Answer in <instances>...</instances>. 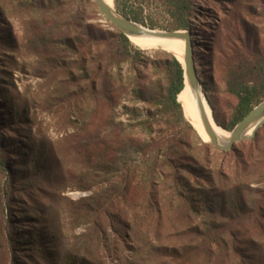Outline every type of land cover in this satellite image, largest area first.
<instances>
[{
	"label": "rangeland",
	"instance_id": "374dc122",
	"mask_svg": "<svg viewBox=\"0 0 264 264\" xmlns=\"http://www.w3.org/2000/svg\"><path fill=\"white\" fill-rule=\"evenodd\" d=\"M26 1L0 0V188L8 174L1 165L23 170L22 166L33 155L31 151L26 159L20 146V149H10L11 144H24L26 139L31 140L38 162L34 171L28 166L30 179L27 183L13 179L17 183L8 185L9 196L3 195V204L0 199V264H60L61 256L69 249L80 250L95 264L163 263L166 260V264H179L174 259L165 258L169 254L167 248L195 243L187 228L200 220L176 203L163 202L159 211L156 203L162 201L161 195H150L140 180L131 183L122 197L124 199H118L111 206V214H116L113 225L101 211L93 214L88 211L91 207L86 200L96 194L98 185H102L99 183L90 189L91 183H87L81 172L82 168H87L92 154L96 118L89 107L81 104L80 94L74 85L78 82V86L88 87L83 86L79 79H60L62 71L55 73L51 69L52 62L47 53L52 47H46L41 38L53 32L54 20L43 11L26 6ZM131 2L150 6L144 16L151 19L155 27L144 26L146 29L172 32L166 14L156 4L157 0ZM194 2L198 10L190 25L193 64L213 120L216 118L219 123L228 125L237 99L226 90L227 71L237 66L246 54L241 44L247 39L242 20L256 28L260 47L264 50V16H261L259 0ZM248 4L250 8L246 7ZM57 5L62 37L72 35L67 31L74 29V23L80 17L76 20L70 17L75 11L79 13L80 7L84 19L110 29V24L99 14L93 0H88V3L60 0ZM111 7L116 11L114 0ZM59 46L58 50L61 49ZM145 51L146 55H152L166 50L153 48ZM70 67L77 72L73 65ZM128 100L127 97L121 100L117 109L119 113L124 112L123 106L128 105ZM140 107L145 110L143 105ZM21 110L26 113H21ZM103 112H107L106 107ZM154 118L161 121V126L155 127L148 135L150 138L175 136L180 152L187 150L186 146L191 142L200 160L230 184L244 180L246 172L240 160L257 158L258 148L262 146L261 141L256 144L249 139L235 144L233 150L222 151L212 146L209 138L204 140L185 115L182 120L172 112L161 111ZM119 120L126 122L127 116L121 115ZM137 131L142 138L145 137ZM261 168V165L253 168L256 173L251 184V188H261L260 194H254L257 204L264 201V179L258 183ZM40 170L42 177L34 180ZM32 181L38 192L33 189ZM239 216L243 217L229 221L227 225L240 230L241 236L236 240L240 254L230 255L228 259L223 255L205 258L201 254L184 263L264 264V226L259 224L262 220L251 211ZM37 220L39 225L35 227V233L39 231L40 235L37 238L39 253L34 250L36 248L28 249L26 242L28 232ZM119 220L130 224L134 235L130 234L128 238L126 226L117 223ZM11 236L20 258L12 246L7 245L12 244ZM140 253L142 256L138 258ZM42 254L44 259L40 260L39 255Z\"/></svg>",
	"mask_w": 264,
	"mask_h": 264
},
{
	"label": "trees",
	"instance_id": "16d2710c",
	"mask_svg": "<svg viewBox=\"0 0 264 264\" xmlns=\"http://www.w3.org/2000/svg\"><path fill=\"white\" fill-rule=\"evenodd\" d=\"M59 2L60 0H47L46 3L43 0H27L25 3L36 11H43L54 20L53 32L46 33L41 38L46 47L50 45L52 47L47 53L48 59L52 62L51 69L55 73L57 70L62 71L60 79L63 77L73 80L75 78L77 81L79 79L83 86L88 87L86 89L80 84L78 86V82L74 85L75 91L80 94L81 104L89 107L96 118L97 129L92 138V154L87 168H82L81 172L86 176L87 183L92 184L90 189L99 183L102 185H98L96 194L86 200L91 207L88 211H92V214L101 211L113 225L115 222L113 216L116 214H111V206L118 199H124L122 197L131 183L140 180L150 195H161L162 201L160 204L156 203L158 207L163 206V202L176 203L185 207L189 215L200 220L195 226L187 228L195 243L167 248L170 255L167 254L166 259H174L179 264H185L184 261L199 257L201 254L205 258L223 255L228 259L230 255L237 256L239 246L236 240L241 236L240 230L227 223L243 217L239 216L241 213L245 215L251 211L252 214L258 215L257 219L262 220L259 224L264 226L262 206L264 201L257 204L259 202H256L254 197V194H260L261 188H251L255 181L252 178L256 173V170L253 172V168L257 165L262 166L258 183L264 179V126L251 139L252 143L262 142L257 151L258 157L240 160L246 173L244 180L239 184L226 182L220 173L200 160L198 151L191 142L187 144V150L180 152L179 141L175 136L150 138L148 135L155 127L161 126V121L154 118L158 112H172L184 119L182 106L177 100L184 88V70L181 63L167 51L146 55L145 50L136 47L113 26L110 25V29H103L98 23L84 19L81 7L78 9L79 13L75 11L73 17H70L72 20L80 17V20L74 23V29L71 32L67 31V34L72 35L62 37L60 36L62 24L59 23L57 8ZM83 2L88 3V0H82ZM259 3L263 17L264 0H259ZM114 4L116 11L124 17L154 29L152 20L144 16L145 10L150 6L140 3L135 5L131 0H114ZM156 4L166 14L171 31L187 30L191 33V20L198 10L194 0H157ZM246 7L250 8L251 5L248 4ZM253 9L255 10V7ZM242 28L247 36V39L241 42L246 54L237 66L228 69L226 81V90L237 99V104L228 125L219 123L215 118L216 124L227 131H232L264 100V50L260 47L256 28L244 20ZM71 65L77 72L71 69ZM126 97L129 98L128 105L123 106L124 112L119 113L118 106ZM140 105H143L145 110ZM104 107L107 109L105 114ZM21 113L24 114L26 111L21 110ZM121 115L127 116L126 122L119 120ZM189 129L194 131L192 126H189ZM137 130L145 137L142 138ZM19 146L21 151L25 152L26 159L29 158L31 151L34 156L32 155L29 162L22 166L23 170L11 165H1L4 172L8 173L0 188L2 204L3 195L6 198L9 196L8 185L17 183L13 179L27 183L30 179L28 166L31 167V171L36 170L38 159L33 142L26 139L24 144L13 143L9 148L15 149ZM35 175L34 180H39L42 177L41 170L40 174ZM32 187L35 192L39 191L34 184ZM29 195L31 196L30 193ZM31 200L32 197L29 201ZM158 210L160 211V207ZM6 223L8 224V220ZM35 223L28 232L26 242L28 249L36 248L34 250L39 253L40 244L37 238L40 235L39 231L35 233L39 220ZM117 223L126 226L128 238L130 234L134 235L130 224L124 220ZM1 225L4 228L3 224ZM11 239L12 244L7 245L12 246L17 252L12 236ZM17 256L19 257L18 252ZM141 256L142 253L138 254V258ZM39 257L43 260L44 254ZM166 261L163 263L147 261L144 264H166ZM60 264L95 263L80 250L76 252L69 249L61 256Z\"/></svg>",
	"mask_w": 264,
	"mask_h": 264
},
{
	"label": "water",
	"instance_id": "95a60500",
	"mask_svg": "<svg viewBox=\"0 0 264 264\" xmlns=\"http://www.w3.org/2000/svg\"><path fill=\"white\" fill-rule=\"evenodd\" d=\"M93 1L97 5L98 12L104 18V20L108 22L111 26H113L116 30L124 34L130 41L132 37H140L147 32L149 33V35L155 37L161 36L169 39L183 40L186 44V48L184 52V62L182 63L178 59L177 60L181 63L184 70V85L187 84L188 88L193 91L196 92L201 91L200 83L196 74V69L193 64V59H192L193 43H192V35L189 31L186 30L172 31V32L160 31L163 33L159 35H155L154 33H152L155 30L146 29L143 25H140L130 20L129 18L120 15L114 10V8L108 7L102 0H93ZM146 30L148 31L146 32ZM158 49H164L167 52L171 53L170 50H167L162 47H158ZM171 54H173L176 57L174 53ZM204 126H205L206 134L209 138V142L212 146L222 151H230L235 144L254 138L257 131L264 126V101L256 105L234 127V129L228 133L229 138L225 141L220 140L216 136L212 128L209 125H207V123H204Z\"/></svg>",
	"mask_w": 264,
	"mask_h": 264
},
{
	"label": "bare ground",
	"instance_id": "6f19581e",
	"mask_svg": "<svg viewBox=\"0 0 264 264\" xmlns=\"http://www.w3.org/2000/svg\"><path fill=\"white\" fill-rule=\"evenodd\" d=\"M108 7H111L113 0H102ZM148 30H146L147 32ZM151 33V32H150ZM155 35H159L163 32L153 31ZM131 43L142 50H148L153 48L162 47L170 50L174 53L180 62H184V52L186 44L183 40L169 39L161 36H151L149 33H145L140 37H132ZM178 102L183 108L184 115L191 122L193 127L198 131L200 136L207 140L208 136L205 131L204 123H207L216 136L225 141L229 138L228 132L222 130L216 123L211 115L209 106L207 105L204 96L201 91L196 92L188 88L187 84L184 85V90L178 95Z\"/></svg>",
	"mask_w": 264,
	"mask_h": 264
}]
</instances>
